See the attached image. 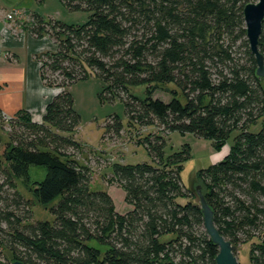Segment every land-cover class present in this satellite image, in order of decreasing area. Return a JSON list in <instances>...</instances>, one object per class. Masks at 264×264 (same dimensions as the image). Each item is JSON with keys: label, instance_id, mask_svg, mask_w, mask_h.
Returning <instances> with one entry per match:
<instances>
[{"label": "trees", "instance_id": "obj_1", "mask_svg": "<svg viewBox=\"0 0 264 264\" xmlns=\"http://www.w3.org/2000/svg\"><path fill=\"white\" fill-rule=\"evenodd\" d=\"M61 2L87 12L88 20L69 25L29 13L23 27L55 45L36 57L43 83L58 90L43 120L26 110L8 118L0 109V132L7 134L0 255L8 251L24 264H216L219 248L205 230L196 191L181 176L190 153L167 155L164 136L143 139L152 163L112 165L111 181L124 190L128 212L119 213L108 192L92 189L90 169L75 158L81 116L70 88L95 76L104 84L100 101L122 102L134 126L193 134L217 147L239 132L230 153L197 179L220 234L237 247L260 238L251 262L264 264V119L260 131H251L264 117V78L257 76L244 19L245 6L258 0ZM168 85L175 86L169 102L154 98ZM138 86L146 87L145 98L132 93ZM124 129L112 115L103 137H120ZM31 166L47 170L31 193L50 206L53 221H33L32 203L18 188Z\"/></svg>", "mask_w": 264, "mask_h": 264}, {"label": "rangeland", "instance_id": "obj_2", "mask_svg": "<svg viewBox=\"0 0 264 264\" xmlns=\"http://www.w3.org/2000/svg\"><path fill=\"white\" fill-rule=\"evenodd\" d=\"M1 5L3 8L0 11H3L4 15L5 8L6 14L19 12V14L16 13L14 22L22 28L30 22L29 13H37L46 20L55 19L69 25L83 24L89 18L87 12L67 10L61 0H47L43 4H39L37 0H3ZM103 87V82L93 76L88 81L79 82L70 88L75 100V109L81 116V124L75 138L82 147L75 158L80 164L90 169L93 177L92 189L108 192L113 197L119 213L125 212L130 205L126 202L124 190L111 181L112 165L114 163H152L143 145L144 138L155 133L164 136L167 143V155L180 151L190 153V159L185 163L181 176L184 183L195 192L198 186L202 187L201 181L197 179L199 170L222 161L230 153L234 139L239 133L233 132L222 147H217L213 141L198 138L193 134L167 133L158 127L134 126L129 124L122 102L116 101L111 104L100 101L99 94ZM172 89H175L174 85L160 86L155 91L154 98L169 102ZM131 91L140 98L146 97L145 86L132 87ZM112 115L121 117L125 129L120 137H110L107 134L103 137L106 120ZM263 119L264 117L253 125L251 131H260ZM0 134L5 140L0 141V154H2L7 134L6 132H0ZM46 174V168L31 166L27 178L17 180L20 192L32 203L33 221L54 220L50 206L46 207L38 203L31 193V188L44 180ZM167 239L168 237L164 238V240ZM259 242L260 238H253L247 244L238 247L236 256L239 264H252L251 249L255 243ZM4 255L5 258L0 255V264H10L15 260L8 251H5Z\"/></svg>", "mask_w": 264, "mask_h": 264}, {"label": "crops", "instance_id": "obj_3", "mask_svg": "<svg viewBox=\"0 0 264 264\" xmlns=\"http://www.w3.org/2000/svg\"><path fill=\"white\" fill-rule=\"evenodd\" d=\"M6 12V8L5 15L0 11V109L8 118L26 110L39 123L58 90L45 86L36 57L54 51L55 45L49 37L35 38L15 24L14 18L9 20Z\"/></svg>", "mask_w": 264, "mask_h": 264}, {"label": "water", "instance_id": "obj_4", "mask_svg": "<svg viewBox=\"0 0 264 264\" xmlns=\"http://www.w3.org/2000/svg\"><path fill=\"white\" fill-rule=\"evenodd\" d=\"M244 19L247 28V38L250 44L252 54L255 56L258 70L257 76L264 78V55L260 51V38L263 32L264 24V0H258L256 3H249L244 8ZM196 194L199 199L205 230L212 242L218 246L219 254L216 257V264H239L237 259L238 247L227 241L218 231L214 222V211L209 206L202 187L196 188ZM11 264H24L21 261H15Z\"/></svg>", "mask_w": 264, "mask_h": 264}, {"label": "built area", "instance_id": "obj_5", "mask_svg": "<svg viewBox=\"0 0 264 264\" xmlns=\"http://www.w3.org/2000/svg\"><path fill=\"white\" fill-rule=\"evenodd\" d=\"M16 13H17V12H16ZM16 13L14 12V13H12V14H8V15H7V18H8L9 20H12V19L16 16ZM17 14H19V12H18Z\"/></svg>", "mask_w": 264, "mask_h": 264}]
</instances>
